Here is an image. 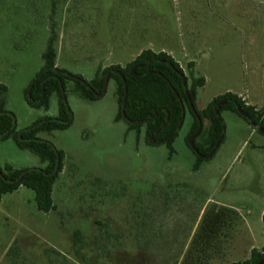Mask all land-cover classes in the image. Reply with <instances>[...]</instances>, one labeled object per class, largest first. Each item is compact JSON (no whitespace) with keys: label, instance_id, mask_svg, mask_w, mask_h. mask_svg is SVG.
<instances>
[{"label":"rangeland","instance_id":"obj_1","mask_svg":"<svg viewBox=\"0 0 264 264\" xmlns=\"http://www.w3.org/2000/svg\"><path fill=\"white\" fill-rule=\"evenodd\" d=\"M51 31L54 69L85 83L142 52L163 53L188 85L189 74L203 79L197 112L225 94L264 112V0H0V86L17 133L58 116L55 96L46 110L24 101ZM71 87L64 92L69 127L37 136L63 156L54 211L38 213L25 189L1 198L0 264H181L214 206L237 218L213 258L198 264L241 263L251 250L264 252V138L251 126L221 113V142L192 172L186 113L168 161L162 145H146L142 133L136 138L114 122L112 81L95 102L79 100ZM4 168L42 165L9 140L0 143Z\"/></svg>","mask_w":264,"mask_h":264},{"label":"trees","instance_id":"obj_2","mask_svg":"<svg viewBox=\"0 0 264 264\" xmlns=\"http://www.w3.org/2000/svg\"><path fill=\"white\" fill-rule=\"evenodd\" d=\"M55 42L56 35L51 31L45 50L41 55L43 67L31 82V87L25 91L24 101L31 109L46 110L49 98L55 96L58 105L57 118L41 120L34 123L27 131L15 132V127H12L13 117L4 108L5 89L0 86V143L10 140L16 149L32 154L42 165L41 169L31 171L0 169V200L4 196L15 193L18 189H25L33 194L35 210L38 213L46 215L54 211L51 195L57 176L62 169L63 156L40 141L37 136L62 132L69 127V124H64L68 120V114L67 108L61 101L59 89L61 88L64 93L67 83L72 85L71 91L79 100L95 102L97 100L95 95L101 93L104 77L108 75L107 82L112 81L115 85L117 111L114 122L122 123L125 126L126 134L132 133L136 138L142 133L146 145H149V138L155 143L165 142L161 145L167 150L168 161L174 155L172 144L177 135L172 140L169 138L176 132L181 119V110H183V121L185 113L191 120L184 144L195 159L191 168L192 172H196L200 164L205 161L197 158L187 145L188 139L197 130V122L189 110L188 102L201 123V131L193 140V147L201 157H205L211 152L221 135V123L214 115V108L220 103L226 104L218 108V115L229 112L250 126L236 112L238 109L254 126L264 131V112L255 111L254 108L246 106L239 98L231 94L215 98L204 110L197 112L194 106L195 94L198 89L203 88V79H193L189 74L191 84L188 85L187 79L177 64L165 54L142 52L124 68L111 66L103 70L98 69L94 79L85 83L79 77H70L61 71L62 74L50 71L54 69ZM190 67L191 65H188V68ZM113 73H118L122 81ZM124 93L123 115L130 124L122 120L120 113ZM204 123H207L206 127L202 126ZM257 134L264 138L263 135ZM17 135H19V139ZM56 163V173L48 177L53 172ZM23 173L25 174L23 175ZM236 218L234 212L216 206L204 211L181 264H198L199 260L209 262L220 248V237ZM261 223L264 225V214L261 216ZM263 259L264 252L259 254L257 251L251 250L247 260L235 264H259Z\"/></svg>","mask_w":264,"mask_h":264},{"label":"water","instance_id":"obj_3","mask_svg":"<svg viewBox=\"0 0 264 264\" xmlns=\"http://www.w3.org/2000/svg\"><path fill=\"white\" fill-rule=\"evenodd\" d=\"M50 71H51L52 73H56V74L60 73V74H62L60 71H58V70H56V69H51ZM113 74L116 75L117 77H119V79L122 81V78L119 76L118 73H113ZM107 78H108V75H106V76L104 77V81H103V85H102L101 93H100L99 95H95L96 99H100V98L104 95V93H105V88H106V84H107ZM80 83L83 84V85H85L83 82H80ZM182 85H183V90L185 91L184 83H183ZM59 89H60V97H61V101H62L64 107L66 108V105H65V99H64V93H63V91H62L61 88H59ZM174 95H175V94H174ZM185 96L187 97L186 93H185ZM175 97H176V96H175ZM41 98H42V96H41ZM124 101H125V93H124V95H123V100H122V104H121V109H120L121 112H120V113H121L122 120H123L125 123L130 124V123L124 118V115H123ZM225 104H226V103H220V104H218V105L214 108V115H215V117H216V119H217L218 121H219V115H218V113H217V110H218V108H220L221 106H223V105H225ZM188 107H189V110H190L192 116L194 117V119H195L196 122H197V130H196V132L194 133V135H193L191 138L188 139V142H187L188 148L190 149V151H191V152H192L197 158L201 159L202 161L208 160V159H210V158L213 156V154L215 153V151H216V149H217L219 143L221 142L222 134H223V128H222V131H221V135H220V137H219L217 143L214 145V148L211 150V152H210L208 155H206L205 157H201L200 155L197 154L196 150H195L194 147H193V140L198 136V134H199L200 131H201V123H200L199 118H198L197 115L195 114V111L193 110V108H192V106H191V104H190L189 102H188ZM236 112L240 115V117H241L242 119H244V120H245V121H246V122H247V123L253 128V130H254L256 133H259V134H261V135L264 136V131L261 130L260 128L254 126V124H253L248 118H246V117L240 112V110L236 109ZM166 118H167V116H166ZM219 122H220V121H219ZM182 123H183V110H181V119H180V122H179V124H178L177 129H176V132H175V133L169 138V140H172V139L177 135V133L179 132V130H180L181 126H182ZM64 124H65V125H68V124H69V120H67V122L64 123ZM13 126H14V123H12V127H13ZM36 127H37V126H36ZM17 138L19 139V135H17ZM163 143H165V142L155 143V142H152V141H151V138L148 139V144H149V145H155V146H157V145H161V144H163ZM56 170H57V163L55 164V168H54L53 172H52L48 177L53 176V175L56 173ZM24 174H25V173H23V175H24ZM262 263H264V259H263L259 264H262Z\"/></svg>","mask_w":264,"mask_h":264},{"label":"crops","instance_id":"obj_4","mask_svg":"<svg viewBox=\"0 0 264 264\" xmlns=\"http://www.w3.org/2000/svg\"><path fill=\"white\" fill-rule=\"evenodd\" d=\"M247 2H251V1H247ZM257 2H260V1H257ZM258 4H260V3H258ZM163 54V53H162ZM166 55V54H165ZM166 56H168V55H166ZM168 57H170V56H168ZM171 58V57H170ZM172 61H173V59H171ZM174 62V61H173ZM189 62H192V61H189ZM189 62H187V63H189ZM175 64H178V63H176V62H174ZM236 97H239V96H236ZM245 100V99H244ZM246 106H248V104L246 103ZM250 107V106H249ZM252 108H255V107H252Z\"/></svg>","mask_w":264,"mask_h":264}]
</instances>
